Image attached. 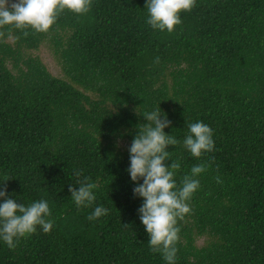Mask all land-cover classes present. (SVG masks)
Masks as SVG:
<instances>
[{
  "label": "trees",
  "instance_id": "trees-1",
  "mask_svg": "<svg viewBox=\"0 0 264 264\" xmlns=\"http://www.w3.org/2000/svg\"><path fill=\"white\" fill-rule=\"evenodd\" d=\"M146 3L92 0L47 32L0 28V188L25 206L47 201L54 222L15 249L0 240V264H167L127 171L143 114L159 107L180 141L168 148L178 186L211 165L178 220L175 264H264V0H196L172 32L147 23ZM43 45L60 75L35 54ZM195 122L215 142L200 158L183 147ZM84 177L96 200L77 207L69 188ZM97 206L108 214L89 220Z\"/></svg>",
  "mask_w": 264,
  "mask_h": 264
},
{
  "label": "clouds",
  "instance_id": "clouds-1",
  "mask_svg": "<svg viewBox=\"0 0 264 264\" xmlns=\"http://www.w3.org/2000/svg\"><path fill=\"white\" fill-rule=\"evenodd\" d=\"M196 0H147L146 9L149 17L147 23L160 31L172 32L182 23L180 14L191 11ZM92 0H0V28L12 26L24 31L47 32L56 22L57 17L65 10L76 14H86ZM2 34V33H0ZM139 114V113H138ZM163 115V119L161 118ZM143 117L147 123L138 126V134L130 146V167L127 171L131 180L137 182L133 189L136 196L143 198L138 209L140 219L149 235L151 251L160 253L167 264H175L180 237L178 220L190 212L188 201L199 188L197 177L210 167V163H201L191 168V174L183 176L178 186L176 174L181 165L171 160L169 146L180 143L173 135L164 130L171 126V121L159 107L145 112ZM188 133L183 140V147L196 158L204 153L213 152L215 142L213 130L203 122L187 123ZM171 160V164L165 162ZM75 175L80 177L81 173ZM143 179V183L139 181ZM217 182L220 177H217ZM79 187L69 188L71 198L77 207L91 206L95 200L94 189L98 187L89 177L77 181ZM0 240L10 249H15L20 238L27 237L37 231L40 226L44 233H50L53 221L49 204L39 200L28 206L18 204L8 197L6 187L0 188ZM108 214L103 206L95 207L88 216L96 220ZM127 226V225H126Z\"/></svg>",
  "mask_w": 264,
  "mask_h": 264
},
{
  "label": "rangeland",
  "instance_id": "rangeland-1",
  "mask_svg": "<svg viewBox=\"0 0 264 264\" xmlns=\"http://www.w3.org/2000/svg\"><path fill=\"white\" fill-rule=\"evenodd\" d=\"M35 54L40 55L43 62L48 66V68L53 74L55 75L61 74L60 66L57 64L56 60L54 59V56L49 46L43 45L38 51H35Z\"/></svg>",
  "mask_w": 264,
  "mask_h": 264
}]
</instances>
